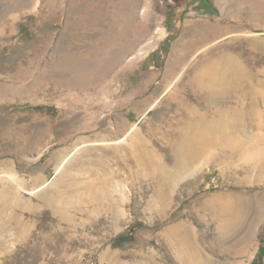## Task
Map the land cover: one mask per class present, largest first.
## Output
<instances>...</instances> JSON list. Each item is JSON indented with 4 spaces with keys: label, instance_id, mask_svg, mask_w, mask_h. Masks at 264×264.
Returning <instances> with one entry per match:
<instances>
[{
    "label": "rangeland",
    "instance_id": "rangeland-1",
    "mask_svg": "<svg viewBox=\"0 0 264 264\" xmlns=\"http://www.w3.org/2000/svg\"><path fill=\"white\" fill-rule=\"evenodd\" d=\"M150 1L143 14L144 0H0V196L10 190L30 207L18 209L25 225L10 228L0 264H193L168 236L180 224L203 237L205 264H264V218L242 255L246 229L220 233L206 207L236 193L264 207V170L247 169L264 161L263 125H249L246 144L255 143L240 155L206 147L175 170L172 188L156 169L177 161L183 125L172 94L204 110L188 81L207 47L191 24L227 12L239 25V0ZM261 21L253 32L264 38ZM160 25L166 35L127 66ZM237 50L258 62L245 45ZM173 60L181 64L167 73Z\"/></svg>",
    "mask_w": 264,
    "mask_h": 264
},
{
    "label": "bare ground",
    "instance_id": "bare-ground-1",
    "mask_svg": "<svg viewBox=\"0 0 264 264\" xmlns=\"http://www.w3.org/2000/svg\"><path fill=\"white\" fill-rule=\"evenodd\" d=\"M144 1L143 14L151 6L150 0ZM233 4L235 9L244 12L239 25L230 22L227 12H224L223 17L219 20L198 19L191 24L196 32L194 36L197 46L207 47L203 52V58L196 62V71L193 77L191 76L192 78L188 81L195 96L204 101V110L191 104L188 101L189 98L182 99L179 94H172L171 100L177 101L178 125L183 126L177 130L178 143L175 153L177 161L174 169H168L161 163L156 168L160 169V175L163 177L162 188L174 187L179 180L174 181L175 172L181 170L186 164H191L188 166L191 168L193 162L194 164L197 162L206 147H209V150L210 148L219 150V146H232L236 151H239L235 154L240 155L245 149L244 144L250 139L248 137L249 125L264 126V38L256 36V33L253 32L263 27L261 20L264 16V2L254 3L248 0H239L238 3ZM247 28L252 31L243 30ZM166 33V29L162 25L157 26L153 35L138 50L136 48V52L133 51L134 54L131 53L132 55L125 59L126 65L131 66L145 56L152 48L156 38L163 37ZM239 45H245L247 51L249 50L251 54L258 57V62L255 64L241 60L242 54H239L237 50ZM180 64L177 60L176 62L173 60L167 73L171 71L172 66ZM251 142L255 143V138ZM254 147L258 151L256 145ZM254 147L251 149L254 150ZM135 151L138 153V160L144 162L141 148L135 149ZM219 156H221L220 151L216 158ZM251 162L247 168L249 171L260 168L264 170V161L251 160ZM157 196L159 197V195ZM43 198L46 203L48 202V205H52L50 197L44 196ZM0 200V244L3 247L8 243L6 236L10 233V228L13 227L15 230L17 228L20 231L25 225L22 227L23 221L17 214L18 209L30 207L15 198L10 190L3 192ZM206 207H208L207 210L211 218L216 221L220 233L235 235L242 229H246L248 236L240 253L242 255L252 254L255 249L257 229L264 218V207L260 197L257 195L249 197L245 193L219 194L210 203H207ZM168 234L174 249L180 256L187 255L183 259L188 263H206L207 260L203 254L205 247L202 248L204 239L192 226L180 224Z\"/></svg>",
    "mask_w": 264,
    "mask_h": 264
},
{
    "label": "trees",
    "instance_id": "trees-1",
    "mask_svg": "<svg viewBox=\"0 0 264 264\" xmlns=\"http://www.w3.org/2000/svg\"><path fill=\"white\" fill-rule=\"evenodd\" d=\"M203 1H204V2H208V0H203ZM200 4H201V3H200ZM201 5H202V4H201ZM263 254H264V250L262 249L259 257L261 258V257L263 256ZM254 263H256V262H254Z\"/></svg>",
    "mask_w": 264,
    "mask_h": 264
}]
</instances>
